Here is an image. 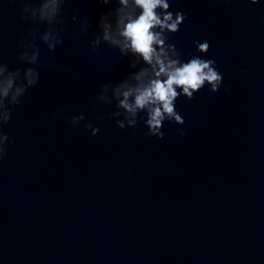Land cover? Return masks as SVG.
I'll use <instances>...</instances> for the list:
<instances>
[{"label":"water","instance_id":"1","mask_svg":"<svg viewBox=\"0 0 264 264\" xmlns=\"http://www.w3.org/2000/svg\"><path fill=\"white\" fill-rule=\"evenodd\" d=\"M108 7L66 0L65 14L87 15L89 31L74 41L69 23L61 46L40 45V79L5 126L0 264H264V0L173 5L186 19L170 39L185 52L207 39L223 84L180 97L185 135L165 123L159 140L142 124L96 119L112 111L92 108L99 85L129 71L116 50L88 46ZM28 27L16 0H0L9 68L24 67L17 41ZM79 113L97 135L71 126Z\"/></svg>","mask_w":264,"mask_h":264},{"label":"clouds","instance_id":"2","mask_svg":"<svg viewBox=\"0 0 264 264\" xmlns=\"http://www.w3.org/2000/svg\"><path fill=\"white\" fill-rule=\"evenodd\" d=\"M97 2L109 7L96 21L88 46L93 54L103 46L116 50L120 57L127 59L129 71L119 79L99 85L92 108L106 105L112 111L107 114L98 111L96 119L103 120L107 115L121 130L135 129L138 123L142 124L145 135L158 140L165 135V123L177 125L178 134L185 135V121L177 108V100L180 97L191 100L202 89L216 93L223 84V73L215 59L208 56L210 42L193 40L192 49L185 52L170 39L186 19L181 9L173 7L181 0ZM260 2L247 0L251 5ZM16 3L20 19L29 22V27L17 41V60L23 69L9 68L0 61V160L13 143V138L4 130L12 119L13 108L40 79L37 67L40 45L50 52L61 46L69 23L78 25L71 32L74 41L89 31L87 15L73 12L69 18L65 14L66 0H16ZM60 111L63 109H57ZM68 119L72 127L82 124L92 136L100 131L99 125L94 126L83 113Z\"/></svg>","mask_w":264,"mask_h":264}]
</instances>
